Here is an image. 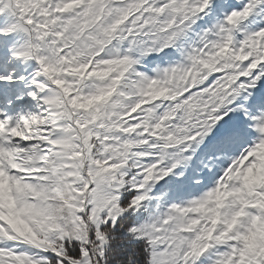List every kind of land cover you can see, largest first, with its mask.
<instances>
[{
    "label": "snow or ice",
    "instance_id": "snow-or-ice-1",
    "mask_svg": "<svg viewBox=\"0 0 264 264\" xmlns=\"http://www.w3.org/2000/svg\"><path fill=\"white\" fill-rule=\"evenodd\" d=\"M0 264H264V0H0Z\"/></svg>",
    "mask_w": 264,
    "mask_h": 264
}]
</instances>
